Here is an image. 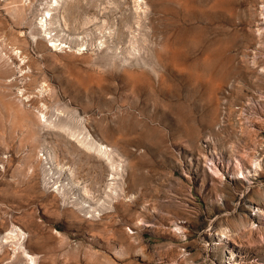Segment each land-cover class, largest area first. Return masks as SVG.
Returning a JSON list of instances; mask_svg holds the SVG:
<instances>
[{"label":"rangeland","instance_id":"rangeland-1","mask_svg":"<svg viewBox=\"0 0 264 264\" xmlns=\"http://www.w3.org/2000/svg\"><path fill=\"white\" fill-rule=\"evenodd\" d=\"M9 1L0 264H264V0Z\"/></svg>","mask_w":264,"mask_h":264},{"label":"bare ground","instance_id":"bare-ground-1","mask_svg":"<svg viewBox=\"0 0 264 264\" xmlns=\"http://www.w3.org/2000/svg\"><path fill=\"white\" fill-rule=\"evenodd\" d=\"M11 2H13V1H16V0H10ZM9 1V2H10ZM8 2V3H9ZM15 4V3H14ZM44 24L45 25H41V26H43V27H45L46 25H47V23H46V21L44 22ZM50 24H51V22H50ZM54 46V48L56 47V45H52V47ZM13 50V49H12ZM4 64V63H3ZM2 64V65H3ZM13 65V64H12ZM5 66V65H4ZM6 106V105H5ZM18 112V111H17ZM29 118V117H28ZM30 119V118H29ZM39 121V120H38ZM45 121V120H44ZM46 122V121H45ZM25 123V122H24ZM41 123V122H40ZM45 124V123H44ZM42 125V124H41ZM43 126V125H42ZM49 126H50V124H49ZM48 126V127H49ZM54 126V125H53ZM43 127H47V126H43ZM72 127V126H71ZM46 129V128H45ZM52 129H53V127H52ZM74 130V129H73ZM63 131V130H62ZM71 133V132H70ZM78 136V135H77ZM79 141V140H78ZM80 141H82L81 139H80ZM79 141V142H80ZM87 141V140H86ZM78 142V143H79ZM88 143H89V141H88ZM84 145V144H83ZM82 145V146H83ZM88 145V144H87ZM90 145V144H89ZM81 146V145H80ZM85 146V145H84ZM98 147H96V151L97 152H99L100 153V155L102 154L103 156H106V157H108V156H110V152L112 151V150H108L109 148L108 147H106V146H103V145H97ZM92 146H90V148H91ZM86 149V148H85ZM113 153V152H112ZM111 153V154H112ZM112 157V156H111ZM245 157H246V155H245ZM105 158V157H104ZM249 158V157H248ZM108 159V158H107ZM252 160H254V158L252 159ZM110 161V160H109ZM263 160L262 159H260V160H254V161H252V164L250 165L251 166V168L253 169V171L255 172L257 169H260V168H264L263 167ZM112 169V168H111ZM217 170V169H216ZM217 172V171H216ZM218 173V172H217ZM240 173H242V172H240ZM246 173L248 174V175H250V171L249 170H247L246 171ZM254 175V174H253ZM243 178L244 179H246V181L248 180L247 179V176H243ZM258 186V185H257ZM251 186H247L246 187V190H247V188H250ZM253 189H255V188H253ZM258 189V188H257ZM245 190V191H246ZM256 190V189H255ZM245 191H243L242 192V195H241V199L242 200H244V201H246L247 203V209L248 210H251V211H257L258 212V214L259 215H261V216H263L264 217V197L262 198V196L260 197V190H259V193L257 194V196H258V200H255L256 202H254L253 201V198H251L250 197V195H245ZM258 192V191H257ZM249 192H247L246 194H248ZM257 214V215H258ZM245 220V223H248L249 221H251V219L249 218V217H245L244 218ZM19 230V229H18ZM19 234H20V232H19ZM24 235V234H23ZM20 246H22V245H20ZM23 248V247H22ZM20 250H21V248H20ZM23 253L24 254H27L25 251H23ZM29 254V253H28ZM27 256V255H26ZM28 258V257H27ZM29 259H30V261L32 262V264H35V260H34V258L33 257H31V256H29Z\"/></svg>","mask_w":264,"mask_h":264}]
</instances>
